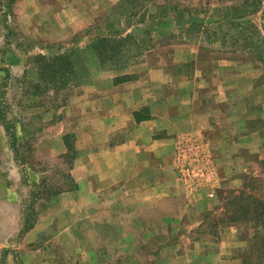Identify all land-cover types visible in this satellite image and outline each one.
I'll list each match as a JSON object with an SVG mask.
<instances>
[{
  "label": "rangeland",
  "instance_id": "374dc122",
  "mask_svg": "<svg viewBox=\"0 0 264 264\" xmlns=\"http://www.w3.org/2000/svg\"><path fill=\"white\" fill-rule=\"evenodd\" d=\"M189 93L155 184L99 155ZM0 264H264V0H0Z\"/></svg>",
  "mask_w": 264,
  "mask_h": 264
},
{
  "label": "crops",
  "instance_id": "0c3cea01",
  "mask_svg": "<svg viewBox=\"0 0 264 264\" xmlns=\"http://www.w3.org/2000/svg\"><path fill=\"white\" fill-rule=\"evenodd\" d=\"M182 85L186 88L190 86ZM182 93L183 95L185 94V92H179V94ZM208 104V101L196 103L195 96L190 93L187 98H176V101H170V103L164 101L158 104L154 103L152 106L153 110L149 111L148 109L149 117L143 116L136 121L132 115V122L135 127L137 126L135 128L136 136L132 135V140L113 148H107L101 151L99 155L110 156L112 160L111 164H114L113 168H119L124 161L125 163L129 160L134 162L137 158L142 165L140 177L143 185L146 183L155 184V181L149 178L148 174L151 172H165L162 171L164 166H161L158 160H161V158L168 156L172 152L175 139L179 134L192 131L197 132L200 129L198 121H200V116L206 113V111H199V107ZM149 106L151 107V104ZM113 109H115V105ZM151 114L152 116L150 117ZM156 131H167V133L165 137L156 138L154 137ZM124 151L126 152L125 160L124 158L120 160ZM153 159H156L155 162L152 161ZM90 163L86 164L87 167ZM111 164L109 166L106 165V169H111ZM85 179H88V173L85 174ZM156 183V185L160 186L159 180ZM81 185L86 186L87 183ZM161 190L163 189L159 187V193Z\"/></svg>",
  "mask_w": 264,
  "mask_h": 264
},
{
  "label": "built area",
  "instance_id": "2783aa9c",
  "mask_svg": "<svg viewBox=\"0 0 264 264\" xmlns=\"http://www.w3.org/2000/svg\"><path fill=\"white\" fill-rule=\"evenodd\" d=\"M186 147L187 148H189V149H193V151H195V150H197L198 149V147L197 146H195L194 144H192L191 142L189 143H187L186 144ZM188 149V150H189ZM184 152V151H183ZM176 161H177V163H178V166H179V168H180V171H181V173H182V175L183 174H187V172H188V170H189V168H190V160H184L183 158H182V155H180V154H177V157H176ZM211 172H213V171H211Z\"/></svg>",
  "mask_w": 264,
  "mask_h": 264
}]
</instances>
